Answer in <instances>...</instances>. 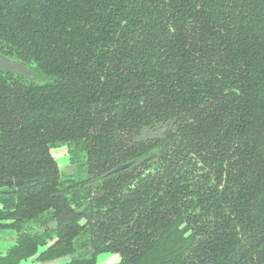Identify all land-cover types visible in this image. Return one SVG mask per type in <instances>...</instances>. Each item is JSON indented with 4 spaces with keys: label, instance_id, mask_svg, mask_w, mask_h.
<instances>
[{
    "label": "trees",
    "instance_id": "1",
    "mask_svg": "<svg viewBox=\"0 0 264 264\" xmlns=\"http://www.w3.org/2000/svg\"><path fill=\"white\" fill-rule=\"evenodd\" d=\"M0 51L34 59L49 78L0 76V183L31 184L17 217L59 222L47 254L73 253L81 230L72 201L57 195L49 147L81 146L104 173L130 158L123 151L152 148L123 135L171 121L161 160L173 151L175 161L158 183L148 175L126 195L117 176L99 186L96 213L85 215L96 252L120 253L121 264H245L252 251L264 262V0H0ZM190 155L219 179L212 191L200 194L182 171ZM224 172L233 178L220 193ZM203 205L205 215L193 214ZM20 246L14 262L27 256Z\"/></svg>",
    "mask_w": 264,
    "mask_h": 264
},
{
    "label": "flooded vegetation",
    "instance_id": "2",
    "mask_svg": "<svg viewBox=\"0 0 264 264\" xmlns=\"http://www.w3.org/2000/svg\"><path fill=\"white\" fill-rule=\"evenodd\" d=\"M4 53L5 52L0 51V62H7L9 67H14L16 65L21 66L26 74L17 73L14 70L8 71L2 66L0 67V76L3 78H19L17 84L35 86H42L49 80L34 59L30 57L23 59L15 53ZM253 123L254 121H252L251 124L253 125ZM175 129L176 127L173 125V122L167 121L165 123H156L151 126H146L132 137L123 135L122 137L124 141L128 143L129 147L130 141L132 140V143L136 144V146L145 143L148 144V147L152 148L148 149L145 157H140L136 153H131V151H123L122 156L126 158L127 155H130V158H126V161L116 164L114 167L107 163L104 167L106 168L104 173L96 169L95 165H91L87 152L82 150L81 146H75L70 142H61L49 147L48 154L57 171L59 177L58 182L61 184V186H58L59 193L57 195L72 201L70 208L73 210L74 214L80 218L77 224L79 230H81L79 233L77 232L78 234L74 235L71 240L73 248L75 249L73 253L75 254L69 253L61 256H56L55 253L52 254V256L47 254L48 249L54 250L56 245L59 244V222L56 218L49 219L47 213L37 215V218L33 221L21 219L19 216L17 217L16 208L20 201V197L18 196L20 195L19 192H21V189L27 191V188L31 187V184L23 179H6L2 181L0 183V212H3L6 217L0 216V231L6 229L14 230L15 236L13 239L14 243L7 248L4 253L0 252V260L3 261L1 264H23V262L27 260H34L40 264H51L52 261L67 256H74L75 258L85 256V259L91 260L93 264H97V256L103 253L117 255L116 262L110 264H121L123 258L120 253L110 252L108 250L96 252L93 243V235L87 232L90 225L88 224L86 216L90 218L91 215H95L97 210L96 200L102 197L99 186L102 187L108 184L113 176H117L118 179L121 180L120 191L124 193V195L128 194V188H131L132 185H135L139 180L148 175L154 176L156 183H158V178L165 175L160 169H170V166H172L175 161L172 155L173 151H169L167 161L163 162L161 160V155L166 153V149L171 150L173 148L172 142H170L168 136L169 134H174ZM150 143L152 146L149 145ZM158 143L162 145H158ZM190 156L194 157V155ZM62 157H66L67 163L59 165L57 160L62 159ZM169 159H171L170 162ZM243 167L244 165H233L232 168L234 169L232 171L234 178L233 176H227L225 172L223 173L221 185L217 186L220 193L225 190L224 187H226V184L232 180V178L234 182L237 183L236 185L239 186L238 182L242 181L244 176V173L241 171ZM182 171H186L187 174H190L188 179H193L194 182H197V187L199 188L197 191H199L200 194H204L208 189L212 191V187L219 181L216 176H213L212 171L210 178L209 176L207 177V173L210 169L199 162L196 157H194L189 164H185ZM163 181L164 183L167 182L166 178L163 179ZM188 183H190V181ZM246 186H248V184L244 183V188ZM5 198H11L13 206L11 205V207L6 208L3 203ZM203 207V211L198 207L193 211V214L200 215V213H203V215H205L206 205H203ZM226 208L227 207H225V209ZM238 210L248 212L250 208L244 207L238 208ZM50 212L54 211L51 210L49 213ZM43 217L47 219L42 220ZM206 221L207 220L203 219L204 224H206ZM18 240H21L20 243ZM19 244L21 245L19 250H25L27 256L18 262H14L13 252L16 251L15 246H19ZM41 247L43 249L39 251ZM32 248H34L33 252L31 251ZM250 255L251 256L248 257V262L245 264H257L255 252L252 251ZM262 264H264V262Z\"/></svg>",
    "mask_w": 264,
    "mask_h": 264
},
{
    "label": "rangeland",
    "instance_id": "3",
    "mask_svg": "<svg viewBox=\"0 0 264 264\" xmlns=\"http://www.w3.org/2000/svg\"><path fill=\"white\" fill-rule=\"evenodd\" d=\"M57 162L59 163V165L66 164L67 163L66 157H62V159H58ZM14 236H15L14 230L6 229L3 231H0V252L1 253H4L6 249L9 248L14 243V240H13ZM42 249L43 248L41 247L39 251ZM116 260H117V255L115 254L103 253L97 256V264H110V263L116 262ZM23 264H40V263H37L34 260H27L23 262Z\"/></svg>",
    "mask_w": 264,
    "mask_h": 264
},
{
    "label": "water",
    "instance_id": "4",
    "mask_svg": "<svg viewBox=\"0 0 264 264\" xmlns=\"http://www.w3.org/2000/svg\"><path fill=\"white\" fill-rule=\"evenodd\" d=\"M2 66L4 68H6L8 71L14 70L17 73L26 74V72L24 71V69L21 66L16 65L14 67H11V66L9 67V64L5 61L0 62V67H2ZM71 258H72V256L71 257H69V256L63 257V258L57 259L55 261H52L51 264H64V263L69 262Z\"/></svg>",
    "mask_w": 264,
    "mask_h": 264
}]
</instances>
